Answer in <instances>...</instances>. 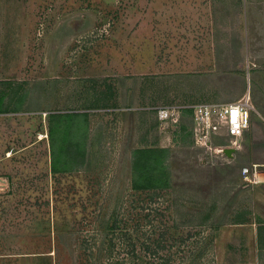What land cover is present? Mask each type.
I'll list each match as a JSON object with an SVG mask.
<instances>
[{"label":"rangeland","instance_id":"obj_1","mask_svg":"<svg viewBox=\"0 0 264 264\" xmlns=\"http://www.w3.org/2000/svg\"><path fill=\"white\" fill-rule=\"evenodd\" d=\"M177 1L8 0L17 10L6 14L8 27H0L8 48L0 82L12 92L23 89L22 102L28 87L46 82L47 89L49 67L61 65L82 97L115 80L121 88L136 84V95L163 82L183 100L192 92L229 89L215 80L224 66L233 78L244 76L250 96L258 87L264 92V0H194L195 9L190 0ZM53 29L80 31L64 42L57 37L56 60L47 38ZM241 86L232 85L227 96ZM105 109L93 112L92 124L102 122L109 141L94 142L92 152L88 146V158L83 116L56 115L49 148L46 137L11 158L7 149L37 141L47 124L33 115L20 117L21 125L19 118L4 119L0 179L9 185L0 189V264H256V250L244 248V235L232 223L262 209L261 185L246 182L242 171L241 179L212 139L189 145L184 138L165 161L171 188L135 191L130 158L123 155L128 124ZM147 119L144 131L179 130ZM87 163V172H52Z\"/></svg>","mask_w":264,"mask_h":264},{"label":"crops","instance_id":"obj_2","mask_svg":"<svg viewBox=\"0 0 264 264\" xmlns=\"http://www.w3.org/2000/svg\"><path fill=\"white\" fill-rule=\"evenodd\" d=\"M193 3H190L191 7L195 9V1L190 0ZM216 1V0H215ZM225 1V0H221ZM231 1V0H230ZM177 2H181L178 0ZM176 2V3H177ZM226 2V1H225ZM10 10H17L13 6H8V0H0V27H8V23H6V14ZM198 16V15H197ZM18 25V23H17ZM65 32V31H64ZM80 32V31H79ZM77 30H71L70 34L62 33L57 29H53L48 32L47 38L50 42L48 44L49 47H52L51 58L52 60L58 59V47L57 42L55 40L58 36L64 42L65 38L71 37V35L79 34ZM67 33V32H66ZM56 35V36H55ZM1 36V35H0ZM55 39L53 42L50 40L51 37ZM64 36V37H62ZM197 35L193 34L191 37L194 38ZM29 39H23L26 41ZM188 40V38H187ZM191 40V39H189ZM21 41V42H23ZM47 41V42H48ZM163 41H165L163 39ZM7 41H0V54L8 53V48L4 45ZM60 42V41H59ZM57 48V49H56ZM56 49V50H55ZM24 50V49H23ZM167 52V51H166ZM6 54L0 56V58H6ZM56 64V61H54ZM222 67L219 73H217V77L215 80H223L224 85L229 86V90L232 93V85L238 83L241 84V88L237 90V92L232 96H227V90L225 92H209V93H188V98H184L180 100L179 98H174L172 95L175 93L167 91L166 85L163 82L158 84V88L149 86L143 89V94L140 92L136 95L137 91L136 84H132L130 82H124L123 88L120 87L119 83L115 84V80L113 83H107L105 80L103 85H99L101 89H98L95 95L90 98L82 97L80 94L82 92L81 88L71 89L69 86L70 77L64 72L65 67L63 68L61 65L49 67L48 70V88L45 89L44 84L40 86H34L33 89L28 87V95L27 99H23L22 102L19 101V97L25 94L21 91L23 89H15L16 92L10 91L7 86L1 81L0 82V130L4 125L5 118H13L21 121L22 116H30L34 118H38V120L42 121L45 125V130H41L39 132L40 136L37 141L32 140L29 143H24L21 148L18 150L7 149L5 151L6 154L12 155L22 153L24 155L26 151L29 150L30 147L35 146L38 143H42L44 139L47 137L48 148L49 144H53L52 136H51V123L54 121L56 115H64L67 113H73L79 116H83V121L86 123L84 128V141L86 146L91 149L94 142H97L99 146L103 145L105 142L108 143V135H106L107 129L102 124V122L97 125L96 128L93 127L92 117L93 112L95 110L106 108L105 110L112 109L114 112L112 113L117 118L122 117L123 121H126L128 126L125 129L126 131V142L123 146V155L129 156L130 158V167H129V177L130 181H132V172H133V154L137 149L141 148H161L172 151L173 147L177 146L180 143L181 139L186 138V142L189 145L193 144V140L197 138L195 134V120H194V108L199 105H223L228 104L233 101L239 100L246 93L245 90V82L243 80L244 77L242 75H236L235 78L230 76L232 74L228 73L227 68ZM230 76L227 78L228 75ZM117 80V79H116ZM127 83V84H126ZM132 84V85H131ZM259 83H257V86ZM39 87V88H38ZM47 90V92H46ZM77 90V91H75ZM40 95L41 99L35 98ZM90 100L88 105H84L87 103V100ZM252 103L256 108V111L251 113V125L250 128L244 133L241 147L234 148L235 152L232 157H228V165H234L237 171V175L240 176V173L243 168L252 166L254 164L264 165V92H262L261 88L255 91V96L251 95ZM179 108L180 110V118L178 122H172L171 119H160L158 116V110L161 108ZM33 115V116H31ZM148 117V121L151 126H155L157 122L165 121L163 124H168L167 126H178L179 130L177 132H165L156 130L154 128H149L144 131L143 124L141 123L143 117ZM23 121V119H22ZM22 121L18 123L22 124ZM170 124V125H169ZM178 124V125H177ZM150 126V127H151ZM162 126V124H161ZM17 127V126H16ZM17 129V128H16ZM174 130V129H173ZM3 131V130H2ZM16 131V130H15ZM127 132H129V136H127ZM154 134V135H153ZM43 135V136H41ZM152 137V139H151ZM231 136L224 129L216 134H212L210 138L212 143L216 146L226 148L229 146V140ZM151 139V140H150ZM96 140V141H95ZM199 141V138H197ZM195 145V144H194ZM1 147V145H0ZM193 147V146H192ZM89 148L86 153V158H88ZM0 153H2V149L0 148ZM50 161L52 163V157L49 153ZM125 158V159H127ZM227 165V166H228ZM206 167V166H205ZM67 169V168H66ZM87 172L88 171V163L87 166H81L78 169H73L72 171H68L70 173L74 172ZM239 173V174H238ZM190 174H188L189 176ZM241 177V176H240ZM4 181L6 178H3ZM242 179V177H241ZM1 180V179H0ZM9 185V184H8ZM264 185L258 186V193L264 196ZM247 217L241 218L239 221H235V226L239 228H234L233 231L238 230L241 234L244 235L245 246L249 247V244L254 247L257 252V256L259 257L256 264H264V201L262 209H259L254 217L247 218L248 220L253 218L248 223L246 220ZM20 262H16L19 264Z\"/></svg>","mask_w":264,"mask_h":264},{"label":"built area","instance_id":"obj_3","mask_svg":"<svg viewBox=\"0 0 264 264\" xmlns=\"http://www.w3.org/2000/svg\"><path fill=\"white\" fill-rule=\"evenodd\" d=\"M256 111L251 96L246 93L239 100L223 105H199L194 108L195 134L203 144H210L212 134L223 129L231 136L229 146L240 148L244 133L250 128L251 113ZM257 112V111H256ZM179 108H161L158 110L160 119H171L178 122ZM223 151V148L220 149ZM246 182L264 185V165L254 164L242 169ZM1 190L8 188V182L1 179Z\"/></svg>","mask_w":264,"mask_h":264},{"label":"trees","instance_id":"obj_4","mask_svg":"<svg viewBox=\"0 0 264 264\" xmlns=\"http://www.w3.org/2000/svg\"><path fill=\"white\" fill-rule=\"evenodd\" d=\"M50 131L53 140L52 130ZM168 154V150L161 148H141L134 152L131 183L135 191H159L171 188L170 172L165 165ZM52 172L68 171L64 168L61 171L52 169Z\"/></svg>","mask_w":264,"mask_h":264},{"label":"water","instance_id":"obj_5","mask_svg":"<svg viewBox=\"0 0 264 264\" xmlns=\"http://www.w3.org/2000/svg\"><path fill=\"white\" fill-rule=\"evenodd\" d=\"M234 152L235 150L232 147L223 148V153H225L228 157H232Z\"/></svg>","mask_w":264,"mask_h":264}]
</instances>
